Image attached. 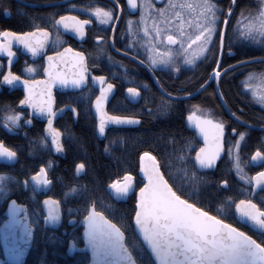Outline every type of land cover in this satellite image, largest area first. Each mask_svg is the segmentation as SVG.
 <instances>
[{"label":"flooded vegetation","instance_id":"1","mask_svg":"<svg viewBox=\"0 0 264 264\" xmlns=\"http://www.w3.org/2000/svg\"><path fill=\"white\" fill-rule=\"evenodd\" d=\"M203 2L204 0H135V6H132L128 0H0V31L10 30L19 33L31 32L37 28H47L49 33L48 39L44 42V47L38 49L35 55L15 38L12 39L14 55L11 62H9L6 52H0V141H3L6 147H11L16 152L12 164L0 163V171H11L15 175L13 179L0 173V194L8 197L1 212L2 221L0 225L6 219L3 213L10 200H14L17 204L25 206L29 223L33 227L34 232L32 245L23 264L26 263L33 246L35 235V228L30 222V209L25 202L28 199L39 201V210L33 208L31 212L37 218L41 230L44 233L48 230L50 231V236H52L60 230L62 235H66L68 245V241L72 240L69 238L72 232L80 229L79 244L74 243L80 246L82 244L80 238L82 228L76 226L80 218L77 220L69 218L65 221L69 228L62 229L64 225L62 209L60 226L56 230L44 227L42 219L44 214L41 202L47 197H52V199L57 200L51 194V188L55 180L50 177L45 162L51 163L55 161L56 165H58V161L65 157V149L63 146V158L52 154L50 142L44 135L49 113L39 112L30 104H25L21 107L23 104L20 101L27 95L25 90L23 91L18 88V84L23 80H16L12 84H8L3 79L4 75L11 71L15 72L17 76L30 81L39 80L41 77L46 78L48 73L44 72V68L49 64L48 56L52 53L61 52L71 46V48L84 53L85 62L89 70L86 73L85 85L80 89L63 91L61 89L59 90V87L62 88L59 82L52 85V127L60 129L59 134L62 145V131L64 128H72L78 121H92L94 123L95 133L96 124L92 114V105L96 96L100 94L101 89V82L94 79L96 76L105 77L103 81L105 87L109 83L113 85L105 105L106 111L116 116L137 117L141 122L143 106L153 103L151 99L154 100L155 98L153 94H150L151 91L155 89L159 92V90L150 72L139 64L137 60L148 67L160 87L167 92L175 88L177 90L184 89L182 87L183 85L189 86L192 83H197L202 80L198 86L200 87L214 69L221 71L236 63L234 62L226 67H221L220 63L223 55L226 58L237 56L245 57L242 50L244 43L246 44L247 55L249 54V50L253 49L254 39L245 34V26L255 21V0H212V2L218 5V11L216 13L217 31L214 32V39L210 42L211 46L206 54L195 57L191 63L188 62L186 55H191V48L200 47V41L195 39V35L198 34L199 26L205 23V13L198 7ZM149 4L153 6L149 7ZM187 5H192L193 7H187ZM96 8L111 10L113 13L111 19L103 17L102 14L98 16L92 11V9ZM158 9H163L164 11L160 12ZM67 13L79 16L82 20L89 21L84 26V36H79L73 29L65 28L62 23H56L60 16ZM207 15L210 16L211 13H207ZM142 16L143 19H141ZM225 17H227V20H225ZM157 27L159 28V32H157ZM199 30L202 31L203 29L199 28ZM221 31L225 33L224 43L225 38H232L226 49H224V43L223 45L220 43ZM168 35L176 36V41L169 42L167 40ZM179 38H184V41ZM189 38H191V41H189ZM235 38L241 39L237 40ZM0 39H7V37H0ZM156 49L159 52H156ZM229 49H232V51H229ZM150 52L157 56L169 53L170 55H166V60L158 59L153 64L149 55ZM183 52L185 53V57L183 56ZM67 54L66 59L74 55L72 53ZM215 54L216 61L219 59L220 63L217 64L215 61L208 75L204 77L207 72L208 63L212 64V59ZM55 60L57 62L60 61V57H56ZM29 65L35 68L34 72L28 70ZM53 70H61L69 73L74 71L70 59L67 66L62 62L55 63ZM227 72L220 74L218 78L219 89L222 77ZM180 75L183 76L182 86L177 80ZM247 77L248 74L246 75ZM209 86L214 90L213 81L207 87ZM130 87L138 88L139 92L135 94L129 93L128 89ZM42 88L43 84L36 85L37 91ZM194 98L189 100H194ZM220 111L221 115L217 114L220 119L212 118L224 123V154L226 152L229 154L238 176H246L252 168H258L249 178L250 187L248 196L240 199L248 200L250 199L252 190V176L264 170V155H261L259 162L253 163V155L258 151L254 150L249 156L248 161H245V163L242 162L241 152L245 144L243 141L245 135L240 137V132L231 124V122L238 123L224 113L222 107ZM15 113L22 114L18 121L14 122L6 119ZM29 121L31 122L29 123ZM36 140H39L37 156L34 155L35 150L32 147L36 143ZM237 140H240L237 153L241 170L235 167L234 155H230L229 152V148H231V153L235 151L237 148ZM257 141L262 145L260 152L264 153V135L261 137L258 136ZM25 144L27 146H24L21 150L24 152V156L29 155L30 152L31 157L27 156V158L30 161L33 160V166H30L29 163L22 165L23 159L20 157L21 150L18 147H22ZM198 144L199 148L200 143ZM41 165H44L47 169L49 186L46 192H38L30 181L34 173L39 172ZM260 192H264V190L259 191L251 199L254 201V198ZM235 222L238 225L237 227H240L242 231L249 230L255 234H264L254 232L236 220ZM67 245L65 253L68 257L78 254L73 253L69 256L66 252ZM0 259L4 260L1 244Z\"/></svg>","mask_w":264,"mask_h":264},{"label":"trees","instance_id":"2","mask_svg":"<svg viewBox=\"0 0 264 264\" xmlns=\"http://www.w3.org/2000/svg\"><path fill=\"white\" fill-rule=\"evenodd\" d=\"M258 9L259 0H255V16L258 14ZM230 39L232 38H225L224 49L228 47ZM257 41L254 40L253 49L249 50L248 55L244 43L242 50L245 57L226 58L223 55L220 66L226 67L243 59L264 56V43ZM215 61L216 54L212 64L208 63L204 77L208 75ZM247 74H264V61L249 63L228 71L222 77L220 91L228 108L238 118L247 123L264 125V109L243 87L246 84ZM182 79V75L177 78L181 86ZM201 82L202 80L189 86L183 85L184 89L175 88L167 92L188 94ZM150 94H153L155 98L151 99L153 103L143 106V117L137 127L108 129L105 138L98 141L94 133V123L78 121L72 128H64L62 131L65 157L58 161V165L55 161L45 162L50 177L55 180L51 194L61 205L64 218L62 229L69 228L65 223L67 219L77 220L87 213L89 206H95L97 211H103L109 219L121 226L122 231L125 232L128 250L138 264H153V262L133 231L136 210L135 192L125 201L115 202L107 194L106 188L111 181L122 179L125 172L131 171L136 177V191L141 185L138 163L142 153L151 152L156 157L165 179L179 194L236 226L238 225L233 217L234 204L248 196L249 178L258 170V168H252L248 175L238 176L227 152L214 172H198L194 168L193 156L199 144L194 134L185 127L184 116L187 113L188 104L208 106L221 115L220 104L210 86L194 100L168 99L155 89ZM231 124L238 132L245 133L243 140L245 144L241 152V160L245 163L254 150H262L257 137L263 136L264 132L251 130L234 122ZM38 145L39 140H36L32 146L36 156ZM24 146L27 144L18 148L21 150ZM21 153L22 165L29 163L33 166V160L30 161L27 158V156L31 157L30 152L26 156L22 150ZM80 163H83L85 167L77 171L76 165ZM0 173L15 178L11 171H0ZM222 182L226 183L222 185ZM7 199L8 197L4 194H0V222L2 221L1 212ZM25 202L30 209V222L35 228L33 246L25 264H86L88 256L84 253L74 254L71 257L66 255L67 238L66 235L61 234L60 230L52 236L50 231L47 230L44 233L41 230L37 218L31 212L33 208L39 210V201L28 199ZM254 202L264 208V192H260L254 198ZM79 231L80 229L74 230L69 237L77 244H79ZM244 231L255 239L264 235L255 234L249 230Z\"/></svg>","mask_w":264,"mask_h":264},{"label":"snow or ice","instance_id":"3","mask_svg":"<svg viewBox=\"0 0 264 264\" xmlns=\"http://www.w3.org/2000/svg\"><path fill=\"white\" fill-rule=\"evenodd\" d=\"M129 4L135 6V0H128ZM153 5L149 4V7ZM187 7H193L187 5ZM201 11L205 13L203 25L198 28V34L195 39L200 41V47L191 49V55H186L188 62H193L194 58L202 54H206L211 46L210 42L214 39V32L217 31V11L218 5L212 0H204L202 5H198ZM98 16L111 19L113 13L108 9L96 8L92 9ZM163 12V9H158ZM231 11V9H230ZM207 13H211L210 16ZM261 22L259 24L249 23L245 26L246 35L254 40L264 43V12L260 14ZM143 19V16L141 17ZM227 20V17H225ZM58 24H63L65 28L73 29L79 36H84L85 24L87 20H82L79 16L67 13L59 17ZM206 25V26H205ZM157 32L159 28L157 27ZM47 28H37L31 32H12L10 30L0 31V52H6L9 62H11L14 52L12 50V39L15 38L19 43L27 47L33 55L38 49L44 47V42L48 39ZM225 33L220 32V43H224ZM99 39V37H97ZM176 36L168 35L169 42H175ZM191 41V38H189ZM183 46V45H182ZM159 52L158 49L155 50ZM232 51V49H229ZM66 53H72L70 58H65ZM152 63L157 60H166V55L159 56L149 53ZM60 57V61L55 58ZM69 59L74 71L68 73L56 70L55 63H64L68 65ZM49 64L44 68V72L48 76L41 77L39 80H27L17 76L15 72L9 71L4 75L3 79L8 84H12L16 80H23V85L27 95L20 101L21 104H30L39 112H47L48 128L52 133V141L57 151L63 148L58 139L60 129L52 127L53 113V96L52 85L59 82L63 85L69 83L80 85L86 79L88 67L85 62L83 52L71 48H65L63 52L52 53L48 56ZM217 64L220 63L217 59ZM29 71H35L32 65L28 66ZM210 75L219 76L220 70L214 69ZM94 79L101 82L100 94L95 98V108L99 116V131L105 132V126L109 121L116 123L134 122L137 117L116 116L105 110V101L109 97L113 85L109 83L106 87L103 85L104 76H96ZM207 83V81H205ZM37 84H43V88L36 90ZM129 93H138V88L130 87ZM260 96V102L264 103V94ZM21 113H15L6 119L9 121H18ZM194 113H189V119H192ZM31 121H29L30 123ZM196 127L204 136L207 142L196 152V160L201 167L212 166L220 156L224 148V123L215 122L209 118L196 117ZM235 131V129H233ZM245 135L240 132V137ZM237 148L239 140L236 141ZM231 153V148H229ZM0 155H6L9 158L16 156V152L11 147H6L3 141H0ZM255 156L264 155L259 150ZM145 157L148 158L145 161ZM83 163L77 164V171L83 169ZM235 167L240 168L239 156L237 154V162ZM141 169L147 182L138 190V197L135 201V222L144 240L150 245L152 252L155 254L158 264H264V235L259 239L253 238L247 231H242L233 223H229L226 219H222L219 215H214L211 211H206L204 207H199L197 203H193L190 199H186L184 195L179 194L173 185L165 179V175L161 173L156 157L151 152H144L141 155ZM33 178L38 182L49 183L47 179V169L44 165L40 166L39 172L34 173ZM247 179V177H245ZM135 178L131 171L125 172L123 179L111 181L110 187L117 194L127 195L135 191ZM256 184L264 183V171L255 174ZM226 183V182H222ZM52 201L54 204L59 201H53L52 197H47L45 203ZM238 212L243 217H247L255 224L264 226V208L253 200H240L235 205ZM15 209H13V213ZM48 216L51 219H57L58 214L49 209ZM86 227L84 230L85 237L92 245L94 252L99 253L101 258L114 257V264H136L132 258V253L128 251L125 243V232L121 226L109 219L103 211H97L93 206L84 217ZM75 243V242H73ZM107 264V262H105Z\"/></svg>","mask_w":264,"mask_h":264},{"label":"water","instance_id":"4","mask_svg":"<svg viewBox=\"0 0 264 264\" xmlns=\"http://www.w3.org/2000/svg\"><path fill=\"white\" fill-rule=\"evenodd\" d=\"M61 52H63V51H61ZM67 56H68V54L66 53L65 57H67ZM257 61H264V56L251 57V58H248L245 60L238 61V62L222 69L220 71V74H222L226 71H229L235 67L246 65L249 63L257 62ZM137 62L139 64H141L143 67H145L150 72L151 76L154 79V83H155L157 89L159 90V92L162 95H164L168 99L179 100V101H185V100L192 99L195 96L199 95L213 81L214 90H215L217 100H218L220 106L222 107L224 113L229 115L230 118H232L235 122H237L241 126L249 128L251 130L264 131V125H256V124H251V123H247L245 121H242L239 118H237L229 110V108L227 107L225 100L221 94L219 86H218V78L220 75L218 77L215 75H209L207 80H206L207 83L204 82L200 87H198L196 90H194L188 94L173 95V94L167 93L166 91H164L160 87L157 80L154 78L153 74L151 73V71L148 69V67L144 63H142L141 61H138V60H137ZM64 72H66V71H64ZM66 73L71 75V73H69V72H66ZM212 73H213V71L210 74H212ZM84 83H85V81L82 82L80 85H73L71 83H69L68 85H63V84L59 83L60 85H62V88L59 87V90L60 89L63 91L77 90V89H80L81 87H83L85 85ZM18 88L22 89L23 91L25 90L24 85H23V81H20V83L18 84ZM109 96H110V94H109ZM107 100L105 101V105H106ZM24 105L25 104L21 105V107H23ZM190 113H194V116L192 117V119H189V113L186 114L184 117V125L189 131L194 133L195 139L197 140L198 143H200V147L196 150V152H197L202 146H205L207 142L204 140V136L200 132L199 128L196 127V117H202V118L206 117V118H209L215 122H219V121L214 120L212 117H210L208 115L199 114L196 111H192ZM92 114L95 118V124H96L95 136H96V139L98 141H101L105 138V134H106L108 129H111V128H132V127H137L140 123V120H138V119L134 122H126L125 121V122H120V123L109 121L105 126V132L100 133V131H99V116L97 115V112H96L95 101L92 105ZM47 126H48V122L45 126L44 135H45V138L50 142V148H51L52 154L63 158L64 157V149L62 148L60 151L56 150V147L52 141V133ZM57 135H58V139L60 140V143L62 144L60 134L58 133ZM224 135H225V129H224ZM196 152L194 153V156H193V165H194L195 169L198 172H214L219 161L221 160V158L224 155V148H223V151L221 152L220 156L217 158L216 162L214 163V165L207 166V167H201L199 165V163L196 160ZM144 159H145V161L148 160L147 157H145ZM260 160H261V156L253 155V158H252L253 163H257ZM13 162H14V157L9 158L6 155H0V163L12 164ZM262 171H264V170H262ZM138 175L140 177V183H141L140 187H141V186H143L144 183L147 182V177L144 176L143 171L141 169V157H140L139 163H138ZM134 178L136 180L135 176H134ZM30 181L33 184V186L37 189L38 192H46L47 191L49 183L45 184L42 182H38L33 177L30 178ZM110 185L111 184H109L107 186L106 191H107V194L110 196V198L113 199L115 202L125 201L134 192H135L136 199L138 197V190L140 187L136 191L132 192L131 194L122 195V194L115 193V191L110 187ZM251 185H252V190H251V194H250V200H252L251 198L255 194H257L259 191L264 190V183H261L258 185L256 184L255 174L252 176ZM134 187H135V181H134ZM45 199L46 198H44L41 202V207H42V211L44 214V217L42 218L43 219V225L46 228L56 230L60 226V223L62 220V213H61L60 204L59 203L54 204L52 201L45 203ZM53 201H57V200L53 199ZM239 201H237V202H239ZM235 205L233 208V214H234V218L237 222L247 226L249 229H251L254 232L264 233V226H260L258 224H255L254 222H252L247 217L241 216V214L236 209ZM91 207H93V206L92 205L89 206L88 211L91 209ZM50 208L53 209V211L58 214L57 219L54 220L48 216ZM13 209H15L14 213H13ZM88 211L85 214V216L88 214ZM3 215L6 219L0 225V244H1V247H2V250L4 253V260L0 259V264H4V263H7V264H23L25 257H26V255H27V253H28V251L32 245V238H33V232H34L33 227L29 223V218H28V215L26 212V208L24 205L17 204L14 200H10L6 206V209L3 213ZM85 216L80 218L76 224L77 227L82 228L81 233H80V238H81L82 244L80 246H77L76 244L73 243L72 240H69L68 245H67V249H66L67 254L69 256H71L73 253H84V254H86L88 256V261L86 264H105V262H107V264H114V262L116 261V258H114V257H103V259H102L101 255L99 253L94 252L92 245L88 242V240L84 234V230L86 227V223L84 221ZM133 231H134L136 237L138 238L139 242L142 244V246L144 247V249L146 250V252L150 256L153 264H158V261L156 260L155 254L152 252L150 245H148V243L144 240L142 233L140 232L139 228L136 225L135 215H134ZM132 258H133V256H132ZM136 264H138V263L136 262Z\"/></svg>","mask_w":264,"mask_h":264},{"label":"rangeland","instance_id":"5","mask_svg":"<svg viewBox=\"0 0 264 264\" xmlns=\"http://www.w3.org/2000/svg\"><path fill=\"white\" fill-rule=\"evenodd\" d=\"M258 14L255 16V21L254 23L259 24L261 22V16L260 14L264 12V0H259V9H258ZM182 41H184V38H179ZM257 42H260L259 40ZM193 49V48H191ZM183 56L185 57V53L183 52ZM245 89H247L253 98H255L257 104L264 109V103L260 102V96L257 94H264V74H249L248 77L246 78V84L243 85ZM191 111H196L199 114L202 115H208L210 117L220 119L217 116V113L213 110V108L208 107V106H197L195 104H188L187 107V113H190ZM240 143V140H239ZM237 149L233 153H230V155H234V161L237 162ZM240 164V163H239ZM241 170V166L239 168Z\"/></svg>","mask_w":264,"mask_h":264}]
</instances>
